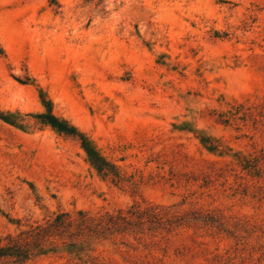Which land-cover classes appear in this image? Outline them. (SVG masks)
<instances>
[{
	"label": "rangeland",
	"instance_id": "374dc122",
	"mask_svg": "<svg viewBox=\"0 0 264 264\" xmlns=\"http://www.w3.org/2000/svg\"><path fill=\"white\" fill-rule=\"evenodd\" d=\"M143 202L174 227L88 264H264V0H0V238Z\"/></svg>",
	"mask_w": 264,
	"mask_h": 264
},
{
	"label": "trees",
	"instance_id": "16d2710c",
	"mask_svg": "<svg viewBox=\"0 0 264 264\" xmlns=\"http://www.w3.org/2000/svg\"><path fill=\"white\" fill-rule=\"evenodd\" d=\"M65 137L79 140L92 165L112 183L121 182L115 167L101 158L77 130L62 121L49 108L38 117ZM159 205L135 203L126 211L92 215L86 212H60L42 224H35L17 235L0 238V264H27L52 254L66 253L79 263L88 264L94 244L118 237L170 231L174 222Z\"/></svg>",
	"mask_w": 264,
	"mask_h": 264
}]
</instances>
